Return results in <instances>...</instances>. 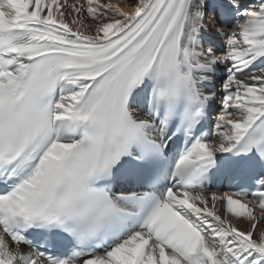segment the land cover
Here are the masks:
<instances>
[{
    "label": "snow or ice",
    "instance_id": "obj_1",
    "mask_svg": "<svg viewBox=\"0 0 264 264\" xmlns=\"http://www.w3.org/2000/svg\"><path fill=\"white\" fill-rule=\"evenodd\" d=\"M129 6L0 0V264H264V0Z\"/></svg>",
    "mask_w": 264,
    "mask_h": 264
},
{
    "label": "bare ground",
    "instance_id": "obj_2",
    "mask_svg": "<svg viewBox=\"0 0 264 264\" xmlns=\"http://www.w3.org/2000/svg\"><path fill=\"white\" fill-rule=\"evenodd\" d=\"M111 2L112 3H122V0H111ZM132 2V0H123V6H124V9L126 10V11H132L133 9L129 6V4ZM207 22H209V24H210V26H211V21H210V19L207 21ZM219 54V53H218ZM225 71V69H224V67L222 66L221 67V73H223ZM217 87H219V83H220V81L219 80H217ZM219 103V101H217V104ZM218 111H219V109H217V111H215V112H213L212 114H211V118L214 120L215 119V116L217 115V113H218ZM211 191H213L212 189H210ZM218 192H223V190L222 191H218ZM242 227L244 226L243 224L241 225Z\"/></svg>",
    "mask_w": 264,
    "mask_h": 264
}]
</instances>
